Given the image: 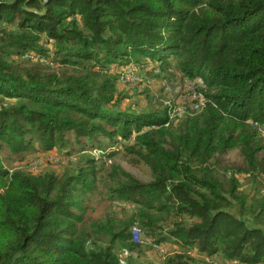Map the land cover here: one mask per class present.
Segmentation results:
<instances>
[{
	"label": "trees",
	"instance_id": "trees-1",
	"mask_svg": "<svg viewBox=\"0 0 264 264\" xmlns=\"http://www.w3.org/2000/svg\"><path fill=\"white\" fill-rule=\"evenodd\" d=\"M0 22L15 25L0 29V148L20 154L36 144L49 153L66 148L72 134L103 154L96 137L133 138L126 149L151 180L116 167L113 196L178 220L159 239L153 232L165 217L144 211L85 228L77 196L92 192L93 175L8 171L0 158V264H123L124 250L132 264L144 239L134 223L149 248L173 240L206 255L202 264H216L207 261L215 255L264 264V0H0ZM44 40L61 63L81 68L59 74L12 60L45 58ZM138 56L164 65L176 58L177 72L202 83L201 110L175 122L170 106L120 108L117 68ZM231 150L243 165L236 172L260 179L245 196L235 174L226 183L217 171ZM193 262L177 253L163 264Z\"/></svg>",
	"mask_w": 264,
	"mask_h": 264
},
{
	"label": "rangeland",
	"instance_id": "rangeland-1",
	"mask_svg": "<svg viewBox=\"0 0 264 264\" xmlns=\"http://www.w3.org/2000/svg\"><path fill=\"white\" fill-rule=\"evenodd\" d=\"M0 29L10 31L15 29L14 24H6L0 22ZM43 45L47 53L45 58L36 57L33 54L23 56H14L12 60L15 63H27L43 66L45 71L52 73H72L81 68V66H67L61 63L60 59L54 53L52 44L49 42ZM141 62L135 61L134 58L122 68H117L119 73H124L121 77V83L118 85V90L115 96L120 99L119 106L122 109H131L134 111L150 110L160 105L172 107L171 116L174 117L175 122L180 117L188 113L198 112L202 105L205 104V98L202 96L200 89L202 83L199 79L190 80L183 77L175 69L176 58L169 57V65L154 63L144 60L138 56ZM42 63V64H41ZM83 64L88 65L91 62L83 61ZM110 69H115L110 67ZM129 79V81H128ZM125 82V83H124ZM9 101H7L8 103ZM13 102V101H11ZM260 135L264 139V127L260 128ZM69 145L66 148H56L49 153H43L37 149L36 144L31 145L29 150L20 153H12L5 145L0 148V158L2 159L4 167L8 171L21 170L25 173L39 175L43 173H53L58 177L64 175H76L78 173L86 172L87 178L94 177V187L92 192L87 195L78 193L77 198L83 201L85 205V228L90 222L105 221L115 224L120 223L131 216L135 215L137 211H144L151 213V215L164 220L159 221L162 227L160 231L156 228L153 232L155 239H159V235L164 233L168 228L172 227L173 219L171 216H164L163 213H158L154 210L147 209V206L135 204L131 201L117 200L112 194V188L116 184L113 178H110L112 170L120 167L124 171L130 173L141 182H149L151 180V172L148 167L141 161L137 160L133 153H130L126 147L133 143V138L130 142H116L103 138L96 137V141L102 148L107 150L102 154L99 150H93L90 142L86 139H81L79 143L76 142L72 134H68ZM100 147V148H101ZM259 156L264 157V152ZM90 159V162H86ZM217 171L220 176L226 181L232 174L237 177L239 188L238 193L247 195L252 189V182H257L255 173L246 175L236 172L238 168H242L241 158L238 150H231L216 160ZM262 183L264 178H261ZM260 193L264 195V186L260 189ZM234 211V209H232ZM187 223L191 221L186 219ZM137 229L141 230L143 235V244L138 251L132 253L130 262L132 264H163L164 260L173 254L184 253L195 262L191 264H202L206 255L199 253L196 249L185 248L180 244L174 243L173 240H167L157 247L149 248L150 238L146 230L141 228L137 223L132 224ZM136 233V235H134ZM138 232L133 230V241L139 242ZM126 253V255H125ZM128 252L124 250L120 254V261L124 264V257ZM207 261H213L216 264H239L235 262H228L222 259L219 255L212 256Z\"/></svg>",
	"mask_w": 264,
	"mask_h": 264
},
{
	"label": "built area",
	"instance_id": "built-area-1",
	"mask_svg": "<svg viewBox=\"0 0 264 264\" xmlns=\"http://www.w3.org/2000/svg\"><path fill=\"white\" fill-rule=\"evenodd\" d=\"M128 81H129V79H128ZM134 235H136V233Z\"/></svg>",
	"mask_w": 264,
	"mask_h": 264
}]
</instances>
